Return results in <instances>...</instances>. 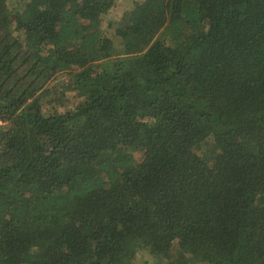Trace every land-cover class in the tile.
Listing matches in <instances>:
<instances>
[{
    "label": "trees",
    "instance_id": "obj_1",
    "mask_svg": "<svg viewBox=\"0 0 264 264\" xmlns=\"http://www.w3.org/2000/svg\"><path fill=\"white\" fill-rule=\"evenodd\" d=\"M115 6L0 0V264H264V0Z\"/></svg>",
    "mask_w": 264,
    "mask_h": 264
},
{
    "label": "rangeland",
    "instance_id": "obj_2",
    "mask_svg": "<svg viewBox=\"0 0 264 264\" xmlns=\"http://www.w3.org/2000/svg\"><path fill=\"white\" fill-rule=\"evenodd\" d=\"M8 1H9V4H11V7L14 6V7L23 9L25 6V0H8ZM137 1H142V0H116L115 8L110 13H108L107 16L105 17V20H104L105 29L110 24L117 22L123 16L125 12L129 11L132 8L134 3ZM15 35L20 36V34L17 32ZM67 80H68V77L66 78V76L61 75L55 79V81L53 82L51 86H57L58 84L64 81H67ZM70 100L71 102H77L79 99L77 98L76 95H72ZM144 153H145L144 150H140V152L136 154V158L138 160L141 159ZM177 253H178L177 248H175L173 251V254L175 255ZM160 259L161 258H157L151 254H147V252H143L137 257L135 264H166L169 261L167 259H164V260H160Z\"/></svg>",
    "mask_w": 264,
    "mask_h": 264
},
{
    "label": "built area",
    "instance_id": "obj_3",
    "mask_svg": "<svg viewBox=\"0 0 264 264\" xmlns=\"http://www.w3.org/2000/svg\"><path fill=\"white\" fill-rule=\"evenodd\" d=\"M2 126V122H0V127Z\"/></svg>",
    "mask_w": 264,
    "mask_h": 264
}]
</instances>
